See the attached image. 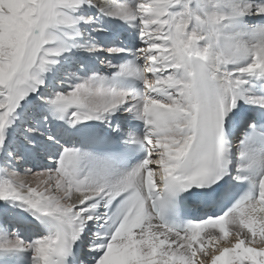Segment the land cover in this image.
<instances>
[{"label":"snow or ice","instance_id":"obj_1","mask_svg":"<svg viewBox=\"0 0 264 264\" xmlns=\"http://www.w3.org/2000/svg\"><path fill=\"white\" fill-rule=\"evenodd\" d=\"M0 201V264H264V0H0Z\"/></svg>","mask_w":264,"mask_h":264},{"label":"bare ground","instance_id":"obj_2","mask_svg":"<svg viewBox=\"0 0 264 264\" xmlns=\"http://www.w3.org/2000/svg\"><path fill=\"white\" fill-rule=\"evenodd\" d=\"M87 123H97V122H87ZM4 202L0 201V204H3ZM19 211V209H17Z\"/></svg>","mask_w":264,"mask_h":264}]
</instances>
